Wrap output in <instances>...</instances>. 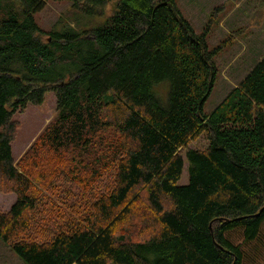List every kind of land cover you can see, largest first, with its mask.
I'll use <instances>...</instances> for the list:
<instances>
[{
  "label": "trees",
  "instance_id": "1",
  "mask_svg": "<svg viewBox=\"0 0 264 264\" xmlns=\"http://www.w3.org/2000/svg\"><path fill=\"white\" fill-rule=\"evenodd\" d=\"M53 1L72 13L42 33L34 15ZM0 15V186L16 195L0 240L12 253L24 264H242L226 235L252 242L264 224V57L205 114L231 40L209 48L213 15L199 34L176 0H0ZM165 81L161 106L153 88ZM47 92L56 114L15 166L12 116ZM200 136L206 147L188 149ZM63 177L77 194L59 192Z\"/></svg>",
  "mask_w": 264,
  "mask_h": 264
},
{
  "label": "rangeland",
  "instance_id": "2",
  "mask_svg": "<svg viewBox=\"0 0 264 264\" xmlns=\"http://www.w3.org/2000/svg\"><path fill=\"white\" fill-rule=\"evenodd\" d=\"M176 6L196 34L203 31L210 16L213 15L214 19H217V24L211 23L207 38L210 49L231 38L223 45L221 53L216 57L215 65H217L218 75L214 88L204 105L205 114H210L225 99L230 90L238 86L255 62L264 57V0H176ZM111 10L112 4H109L105 10L106 16L110 15ZM71 13L70 5L66 2H47L43 10L34 15V20L42 33H48L58 28L60 22H63L64 18ZM95 20L90 21L89 26L96 25ZM168 89L167 81L153 88L155 99L161 106L166 104ZM55 114V96L53 92H47L43 103L28 105L25 110L16 112L12 116V120L17 123V130L11 143V154L15 166L52 121ZM206 145L204 136H200L189 144L188 149H200ZM102 181L99 190L106 183V179ZM187 181V164L185 163L179 184L186 185ZM58 185L61 188L59 190L61 194H68V192L77 194L79 191L76 184L67 177H63ZM15 200L14 193L8 191L7 187L0 186V214L8 212ZM51 222L52 220L48 221L49 226ZM226 236L234 246L239 247L243 257L242 264H264V224L258 237L252 242H244L240 230ZM0 264L24 263L0 240Z\"/></svg>",
  "mask_w": 264,
  "mask_h": 264
},
{
  "label": "crops",
  "instance_id": "3",
  "mask_svg": "<svg viewBox=\"0 0 264 264\" xmlns=\"http://www.w3.org/2000/svg\"><path fill=\"white\" fill-rule=\"evenodd\" d=\"M257 62H258V61H257ZM254 65H255V64H254ZM14 202H15V201H14ZM13 204H14V203H13ZM13 204H12V205H13ZM12 205H11V206H12Z\"/></svg>",
  "mask_w": 264,
  "mask_h": 264
}]
</instances>
